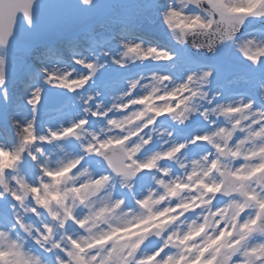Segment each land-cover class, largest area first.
Listing matches in <instances>:
<instances>
[{
    "label": "snow or ice",
    "instance_id": "snow-or-ice-1",
    "mask_svg": "<svg viewBox=\"0 0 264 264\" xmlns=\"http://www.w3.org/2000/svg\"><path fill=\"white\" fill-rule=\"evenodd\" d=\"M0 264H264V0H0Z\"/></svg>",
    "mask_w": 264,
    "mask_h": 264
},
{
    "label": "rangeland",
    "instance_id": "rangeland-1",
    "mask_svg": "<svg viewBox=\"0 0 264 264\" xmlns=\"http://www.w3.org/2000/svg\"><path fill=\"white\" fill-rule=\"evenodd\" d=\"M44 118H45V120H48V119L52 118V114L51 113H45Z\"/></svg>",
    "mask_w": 264,
    "mask_h": 264
}]
</instances>
